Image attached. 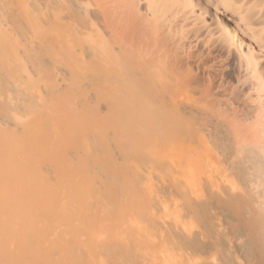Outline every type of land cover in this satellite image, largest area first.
Here are the masks:
<instances>
[{
	"label": "bare ground",
	"instance_id": "obj_1",
	"mask_svg": "<svg viewBox=\"0 0 264 264\" xmlns=\"http://www.w3.org/2000/svg\"><path fill=\"white\" fill-rule=\"evenodd\" d=\"M98 249L264 264V0H0V264Z\"/></svg>",
	"mask_w": 264,
	"mask_h": 264
},
{
	"label": "rangeland",
	"instance_id": "obj_2",
	"mask_svg": "<svg viewBox=\"0 0 264 264\" xmlns=\"http://www.w3.org/2000/svg\"><path fill=\"white\" fill-rule=\"evenodd\" d=\"M165 138H166V140H168V141H172V142H174L175 140H180V139H181V138H177V136H176V134H174V132H173V134H172L171 136L166 135V136L163 137V139H165ZM148 141H149V140H148ZM180 141H181V140H180ZM180 141H177V142H180ZM177 142H175V143H177ZM138 164H139V165H143V166H148V165L154 166V162H153V160L139 161ZM164 172H165L164 170H163V171L161 170V174H164ZM168 172H169V171H167L166 173H168ZM166 173H165V174H166ZM170 180H171V179H170ZM167 181H169V180H167ZM169 182H170V181H169ZM166 183H168V182H166ZM150 193L152 194V192H150ZM156 194H157V195H158V194L164 195L165 192H163L162 190H160L159 193L153 192V195L151 196V197H155V198H152V199H153V204H157V202H158V203H161V202H159L160 200L158 201V200H156V198H157V199L165 200L164 197L166 198V194L164 195V197L161 196V195H158V196H157ZM149 195H150V194L148 193V197H150ZM151 197H150V198H151ZM152 199H149V201H152ZM154 200H155V201H154ZM151 204H152V202H151ZM146 207L148 208L147 205H144V207H143L142 209L148 210ZM154 208H156V210H155ZM154 208L152 207V209L149 210V211L152 212L151 215L156 216V218H157L156 220L161 219V215H162V221L165 219L164 221H166V223H167V222L169 221L168 216H167V215H166V216L163 215V213H162L161 211H160V212H161V213H160V212L158 211V210H160L159 208H157V207H155V206H154ZM153 209H154V210H153ZM157 212L160 213V214H157ZM156 214H157V215H156ZM158 215H159V216H158ZM163 217H164V218H163ZM129 218H130V217H129ZM135 218L138 219V220H135ZM166 218H167V219H166ZM106 219H107V218H106ZM107 220L109 221L110 219H107ZM134 220H135L137 223H140V224L143 225V226H142V225H138V227H140V226H141L142 228L144 227V228H145V229H143V230H144V233H147V232H148V230L146 231V227H147V226L144 225L143 221H141V219H140L139 217H138V218H137V217H134ZM167 220H168V221H167ZM110 222H111V225H112V224H113V223H112L113 221L110 220ZM118 222H120V221L116 220V223H118ZM123 222H124V224H119V226H121V228H122V227H126L125 229H127L128 226H126V222H125V221H122V222H120V223H123ZM108 224H110V223H108ZM115 226H116V225H115ZM119 226H116V227L119 228ZM111 227H112V228H110V229L108 228L107 230H105L104 233H102V235L104 234V235H103V238H102V236H101V237H98V235L94 233V234H95V239H99V238L101 239V238H102V240H104V241L111 242V241L113 240V239H111V237H112V238H114V237H115V238H116V237L118 238V235L121 234V235L119 236L120 239H121V241H123V240H124V241L129 240L128 238H129L130 235L127 234V233H128V232L131 233V231H128V230L125 231L124 229H122V231H120V229L112 230V229H113V226H111ZM141 227H140V229H141ZM140 229H139L138 231H136L137 233L134 232V233H131V234H136V235H138L137 237H139V236L141 235V236H140V239L143 238V235H142V233H143L142 231H143V230H142V229L140 230ZM123 230H124V231H123ZM112 231H113L114 233H113ZM116 231H119V232H116ZM139 234H140V235H139ZM148 234H149V232H148ZM114 235H115V236H114ZM123 235H124V237H122ZM128 235H129V236H128ZM105 236H106V237H105ZM110 236H111V237H110ZM113 236H114V237H113ZM127 236H128V237H127ZM96 237H97V238H96ZM115 238H114V240H115ZM126 238H127V239H126ZM105 239H106V240H105ZM110 240H111V241H110ZM91 242H92V241H91ZM126 243L129 245V243H132V242L129 241V242H126ZM94 246H95V245H94ZM130 246H131V244H130ZM95 247H96V246H95ZM96 248H97V247H96ZM98 250H99V249H98ZM144 251H145V250H144ZM154 251H155V253H154ZM154 251H153L152 249L149 250V251L146 250V253H147L146 256L149 257L150 254H148V252H150V253H151V256H152L153 254L155 255V256L153 255V256L155 257V261H156L157 263H160V262L162 261V258H161V257H162V254L160 255L161 252H159V251H157V250H154ZM99 252H100V253L98 254V256H99V258L101 259V262L103 261L102 264H107L105 254H103L100 250H99ZM152 252H153V254H152ZM157 252H158L159 254H158ZM101 253H102L103 255H102ZM156 253H157V254H156ZM159 255H160V256H159ZM154 257H153V258H154ZM156 257H157V259H156ZM158 257H160V258H158ZM157 260H158V261H157ZM161 263H162V262H161ZM89 264H90V263H89ZM100 264H101V263H100Z\"/></svg>",
	"mask_w": 264,
	"mask_h": 264
}]
</instances>
